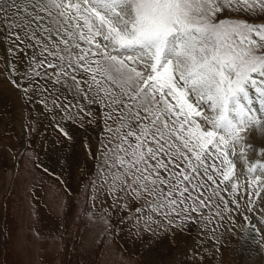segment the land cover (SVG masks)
<instances>
[{
  "label": "snow or ice",
  "instance_id": "snow-or-ice-1",
  "mask_svg": "<svg viewBox=\"0 0 264 264\" xmlns=\"http://www.w3.org/2000/svg\"><path fill=\"white\" fill-rule=\"evenodd\" d=\"M255 20L264 0H0V59L24 92L94 93L101 187L118 208L143 201L146 230L184 232L223 219L220 193L245 187L235 158L249 195L264 191V162L246 158L251 130L264 135Z\"/></svg>",
  "mask_w": 264,
  "mask_h": 264
},
{
  "label": "rangeland",
  "instance_id": "rangeland-1",
  "mask_svg": "<svg viewBox=\"0 0 264 264\" xmlns=\"http://www.w3.org/2000/svg\"><path fill=\"white\" fill-rule=\"evenodd\" d=\"M14 80L0 59V264H264V191L249 195L255 185L247 187L238 157L245 187L220 193L223 219L213 212L208 228L146 230L147 209L133 210L143 201L118 208L101 187L104 107L94 93L84 98L50 84L24 92ZM13 109L17 128L9 133ZM261 136L253 129L247 137L256 148L246 152L249 162H264Z\"/></svg>",
  "mask_w": 264,
  "mask_h": 264
},
{
  "label": "crops",
  "instance_id": "crops-1",
  "mask_svg": "<svg viewBox=\"0 0 264 264\" xmlns=\"http://www.w3.org/2000/svg\"><path fill=\"white\" fill-rule=\"evenodd\" d=\"M13 112H14V109L12 110V112L9 113V121H11V122H9V124H11L9 127V133L13 132V130L15 131L17 128V127H14L15 125L13 124V122H14Z\"/></svg>",
  "mask_w": 264,
  "mask_h": 264
},
{
  "label": "bare ground",
  "instance_id": "bare-ground-1",
  "mask_svg": "<svg viewBox=\"0 0 264 264\" xmlns=\"http://www.w3.org/2000/svg\"><path fill=\"white\" fill-rule=\"evenodd\" d=\"M264 139V135L261 136V139H257L256 138V141H259V140H263ZM264 143V142H263ZM249 152V151H248ZM14 193V192H13Z\"/></svg>",
  "mask_w": 264,
  "mask_h": 264
}]
</instances>
